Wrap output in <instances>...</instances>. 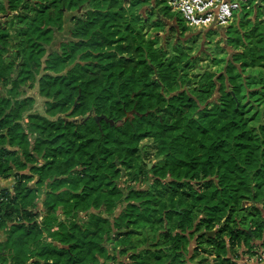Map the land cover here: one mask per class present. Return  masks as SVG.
I'll return each mask as SVG.
<instances>
[{
    "label": "trees",
    "instance_id": "1",
    "mask_svg": "<svg viewBox=\"0 0 264 264\" xmlns=\"http://www.w3.org/2000/svg\"><path fill=\"white\" fill-rule=\"evenodd\" d=\"M0 13V177H15L0 264H199L203 237L227 264L209 240L231 215V242L264 246V15L220 32L187 30L164 0H0ZM213 31L220 54L194 52ZM30 81L43 113L18 99Z\"/></svg>",
    "mask_w": 264,
    "mask_h": 264
},
{
    "label": "rangeland",
    "instance_id": "2",
    "mask_svg": "<svg viewBox=\"0 0 264 264\" xmlns=\"http://www.w3.org/2000/svg\"><path fill=\"white\" fill-rule=\"evenodd\" d=\"M164 2H166V0H164ZM238 8L239 9L233 14V16L231 17V20L227 24H225L224 26H215V25L214 26L218 27L220 29L219 30L220 32L221 31L224 32L226 29L228 31H232L234 29V30L242 32L244 28L252 26L255 22H257L258 19H260V17H262L264 15V0H246V3L239 5ZM172 11H174V10H172ZM78 12H79V9L76 11L75 10L65 11L62 29L55 33L54 41L52 42L51 45L48 46V50H51L53 48V45L57 40L61 39L62 37L66 36L68 34V31L71 27V19ZM174 12H176V11H174ZM2 20H3V17L0 16V21H2ZM244 20H248V21L244 22ZM183 24H184V22L181 20V26ZM212 25L213 24H209L207 26L200 27V28L186 26V25H185V27L187 28V30L190 27L192 30L197 31V30L206 29L207 27H210ZM161 33H162V31H160L158 33L156 32L157 35L155 34L156 35L155 38L158 41L161 40V36H160ZM206 35L207 36H205V42L203 41V39L201 38L200 35H198L197 40H195L196 46L194 48V52H197V54H199L200 50H203V46L209 50V53L211 52L213 54L214 52L212 51V48H215L216 44L217 45L220 44L219 41L221 39V36H220L218 31H213V33L206 34ZM204 51H206V50H204ZM214 54L218 55L220 53H214ZM201 57L205 58V55L202 54ZM207 60L208 59L201 60L199 62V66L205 65ZM66 68H67V66L64 68V70ZM6 87L7 86L0 84V91L4 93L6 90ZM17 91L19 93L18 99H24L26 97H31L33 99V103L31 104V108H30L31 111H37L40 113L44 112L46 98L39 94L37 81L27 82V83L19 86ZM152 153H153V147H152L150 141L144 140L143 142H141L139 154H141L142 162H144V161L150 162L152 159H154V156ZM14 179H15V177L12 174H10V176H8V177L7 176L6 177H0V196L2 195L3 190H8V191L12 190L13 184L15 182ZM234 215H236V217H239L240 212L238 211ZM225 220L222 221L224 223L223 225L221 224L222 222H220L216 226L218 228L223 227V231H221V233L219 234L218 240H216V238H214V239H210L209 241H210V243L213 244V246L218 245V243H222L226 247V250L228 251L227 256L229 257L227 264H243V261H241L242 260L241 256L243 257V255H246V257H248V258H252L254 255H251V254H257V253H254V250L255 249L258 250V248L257 247L245 248V246L243 245V240L241 238H239V240L234 242V243L231 242L230 237L231 236L233 238L235 237V234H233L234 229L232 228L234 226V224H233L234 219H232V215H231ZM237 222L239 223V221H237ZM243 223L244 222L241 223V221H240V224L238 226L242 225ZM245 224L248 225V221H245ZM3 237H4V235H3L2 231L0 230V239H3ZM109 241H111V239H109ZM206 241H208L207 238L203 237L200 241V244H198L196 247H190V249H192V253H193L192 257L194 256V257H197L196 259H198V260H194V262L198 261L199 264H217V261H216L217 257H215V255H213L211 252L212 246H211V244H208ZM233 253L238 255L236 260H234L235 257H233L234 256ZM102 264H104V262H102Z\"/></svg>",
    "mask_w": 264,
    "mask_h": 264
},
{
    "label": "built area",
    "instance_id": "3",
    "mask_svg": "<svg viewBox=\"0 0 264 264\" xmlns=\"http://www.w3.org/2000/svg\"><path fill=\"white\" fill-rule=\"evenodd\" d=\"M166 3L179 13L185 25L200 28L209 24L224 26L246 0H166Z\"/></svg>",
    "mask_w": 264,
    "mask_h": 264
},
{
    "label": "crops",
    "instance_id": "4",
    "mask_svg": "<svg viewBox=\"0 0 264 264\" xmlns=\"http://www.w3.org/2000/svg\"><path fill=\"white\" fill-rule=\"evenodd\" d=\"M258 248V247H257ZM256 250V249H255ZM254 253L257 254H251L254 255L252 258H248L246 257V255H243V257L241 256V261H243V264H264V246L263 247H259L258 250L255 251ZM235 257L234 260L237 259L238 255H236L235 253H233Z\"/></svg>",
    "mask_w": 264,
    "mask_h": 264
},
{
    "label": "water",
    "instance_id": "5",
    "mask_svg": "<svg viewBox=\"0 0 264 264\" xmlns=\"http://www.w3.org/2000/svg\"><path fill=\"white\" fill-rule=\"evenodd\" d=\"M151 164H149L148 166H150ZM123 174V173H122ZM202 233V231L201 232H199V234H201ZM206 233L208 234V235H212L213 234V231H206Z\"/></svg>",
    "mask_w": 264,
    "mask_h": 264
}]
</instances>
